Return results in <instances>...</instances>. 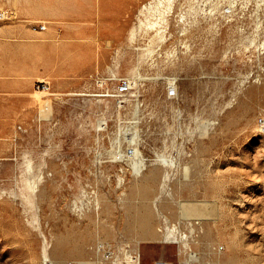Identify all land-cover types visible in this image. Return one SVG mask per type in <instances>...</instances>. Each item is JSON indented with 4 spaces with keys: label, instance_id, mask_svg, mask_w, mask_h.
<instances>
[{
    "label": "rangeland",
    "instance_id": "374dc122",
    "mask_svg": "<svg viewBox=\"0 0 264 264\" xmlns=\"http://www.w3.org/2000/svg\"><path fill=\"white\" fill-rule=\"evenodd\" d=\"M145 1L0 0V264H264V0H211L140 61ZM136 151L176 162L157 204ZM165 224L199 227L188 253Z\"/></svg>",
    "mask_w": 264,
    "mask_h": 264
},
{
    "label": "bare ground",
    "instance_id": "6f19581e",
    "mask_svg": "<svg viewBox=\"0 0 264 264\" xmlns=\"http://www.w3.org/2000/svg\"><path fill=\"white\" fill-rule=\"evenodd\" d=\"M144 2V1H143ZM146 2V1H145ZM220 2V1H219ZM143 4V3H142ZM212 2L211 0H149L144 3L139 10L138 13V26L132 30L130 35V42H134L137 37H142L147 40L148 44L146 47L139 49V60L143 61L146 57L151 56L156 51V46H160V44L167 39L168 32L172 27V22L176 21V23L181 25L193 24L196 22V19L199 17V13L202 11L208 16V9L212 10ZM218 10V9H217ZM209 11V12H210ZM215 12V11H214ZM212 12H210L211 14ZM137 22V21H136ZM194 25V24H193ZM196 25V24H195ZM175 26V24H174ZM178 26V27H179ZM193 27V26H191ZM189 28V27H188ZM187 31V30H186ZM191 29H189V32ZM184 33V32H182ZM188 34V32H187ZM185 34V35H187ZM192 34V33H191ZM172 37V36H171ZM141 39V38H140ZM164 44V43H163ZM162 44V45H163ZM159 48V47H158ZM124 50V49H123ZM157 52V51H156ZM174 52V51H173ZM124 53V52H123ZM155 54V53H154ZM153 54V55H154ZM177 54V53H176ZM116 56V55H115ZM153 57V56H152ZM150 59V58H148ZM147 59V60H148ZM115 61V60H114ZM154 62V60L152 61ZM156 64V63H155ZM120 65V64H119ZM113 73V72H112ZM134 75L139 74V67H136L132 70ZM105 78V77H104ZM137 78V77H136ZM40 82V81H38ZM47 92V91H40ZM254 96V95H253ZM256 97V96H255ZM254 97V99H255ZM258 98V97H257ZM252 100V99H251ZM258 102V101H257ZM253 103V102H252ZM254 104V103H253ZM258 106V105H257ZM253 107V106H251ZM137 114V113H136ZM264 118V117H263ZM88 121V120H87ZM120 126V125H119ZM96 131V130H95ZM104 131V130H103ZM101 132V131H100ZM102 134V133H101ZM121 135V134H120ZM119 135V137H120ZM128 136V135H127ZM97 137V136H96ZM132 138V137H131ZM120 139V138H119ZM132 140V139H131ZM200 148V147H199ZM134 159H127L130 161L132 169L135 173H140L148 166H152L141 178L142 181L148 183L150 187H154L156 183L159 181V178L162 177L161 183L157 189V193L152 200L153 204L159 203L162 199L163 193L168 185V181L171 177V172L176 162L173 159L167 158L165 155H157L155 159H144L140 157L138 151L135 153ZM119 159L125 158L127 156H122L121 153H118ZM100 158V157H99ZM56 160V159H55ZM59 162V161H58ZM29 163V162H28ZM56 164V163H55ZM58 165V164H57ZM49 167V166H48ZM48 171V170H47ZM52 174V173H51ZM47 176V175H46ZM34 181V180H33ZM53 182V181H52ZM51 182V183H52ZM57 182V181H55ZM45 184V183H44ZM36 183L32 182L30 179L26 180L25 189L28 193L22 192L24 198L29 200L33 193H36ZM51 189V188H50ZM31 190V194L29 192ZM40 190V189H39ZM148 191V190H146ZM203 192V191H201ZM38 193V192H37ZM205 193V192H204ZM44 194V193H43ZM148 194L144 195V197ZM38 196V195H37ZM202 197V196H201ZM200 197V198H201ZM199 198V199H200ZM203 198V197H202ZM197 199V200H199ZM162 201V200H161ZM38 202V201H37ZM197 202V201H196ZM200 201H198L199 203ZM36 203V202H35ZM34 204V203H30ZM99 204V200L96 203ZM201 205V203H199ZM198 205V204H197ZM203 205V204H202ZM199 206V205H198ZM156 207V206H155ZM158 207V206H157ZM202 207V206H201ZM200 207V209H202ZM193 208V207H192ZM199 208V207H198ZM189 209V208H188ZM203 209H205L203 207ZM37 212V211H36ZM38 213V212H37ZM39 215V214H38ZM40 216V215H39ZM167 221V220H166ZM28 222V220H27ZM170 222V221H169ZM204 222V220H203ZM30 223V222H29ZM206 223V222H205ZM199 224V223H198ZM30 225V224H28ZM32 226V225H31ZM206 226V225H205ZM203 225L200 227L202 228ZM211 227V226H210ZM198 226L192 225L191 227V238L187 235L183 230L180 229L177 225H169L165 224L163 229L161 230L162 235L160 241L165 243L177 244L179 246L181 254L188 253L189 248L191 247L192 241L194 242V234H197ZM203 229V228H202ZM208 230V228H207ZM33 231V230H32ZM199 231V230H198ZM203 232V231H202ZM207 232V231H206ZM215 232V231H214ZM200 233V232H199ZM204 234V233H203ZM207 234V233H206ZM205 234V236H206ZM209 234V233H208ZM210 236H212L210 234ZM219 236V235H218ZM64 238V237H63ZM66 238V237H65ZM211 239V238H210ZM215 239V238H214ZM203 240V239H202ZM205 240V238H204ZM225 243V242H224ZM44 244V243H43ZM44 246V245H43ZM80 249V248H79ZM82 249V248H81ZM126 250V249H125ZM128 250V249H127ZM133 250V249H132ZM56 251V250H54ZM136 251V250H135ZM233 251V250H232ZM50 252V251H49ZM45 254V252H44ZM55 254V253H54ZM131 254V253H130ZM128 255L127 260L129 264H141L140 257L138 253L135 252V255ZM227 255V253H223L222 255ZM231 254V253H230ZM49 255V254H48ZM125 255V254H124ZM45 257V256H44ZM124 257V256H123ZM190 258L184 264H190V262L196 257L195 253H192ZM46 258L47 255H46ZM225 258V257H224ZM125 259V258H124ZM230 259V258H229ZM126 260V261H127ZM103 261V260H102ZM231 261V260H230ZM70 262V261H69ZM73 262V261H72ZM104 262V261H103ZM120 262V261H119ZM117 260L114 264H120ZM79 263V262H78ZM46 264H53L52 261L47 260ZM83 264V263H82ZM88 264V263H87Z\"/></svg>",
    "mask_w": 264,
    "mask_h": 264
},
{
    "label": "built area",
    "instance_id": "2783aa9c",
    "mask_svg": "<svg viewBox=\"0 0 264 264\" xmlns=\"http://www.w3.org/2000/svg\"><path fill=\"white\" fill-rule=\"evenodd\" d=\"M10 15L9 11L0 12V20L9 19ZM46 28L45 25H41L42 30H46ZM35 88L38 91H51V84L49 81H40L36 82ZM37 112L39 118L42 120L51 118L50 100L48 98H44L38 102Z\"/></svg>",
    "mask_w": 264,
    "mask_h": 264
}]
</instances>
